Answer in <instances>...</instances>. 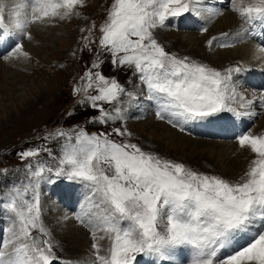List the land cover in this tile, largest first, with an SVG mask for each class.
Masks as SVG:
<instances>
[{"label": "snow or ice", "instance_id": "1", "mask_svg": "<svg viewBox=\"0 0 264 264\" xmlns=\"http://www.w3.org/2000/svg\"><path fill=\"white\" fill-rule=\"evenodd\" d=\"M78 6H83V0H0V47L15 35L31 39L27 32L30 25L79 16L75 11ZM230 10L243 22L241 33L264 36L257 30H264V0H231ZM186 13L209 21L223 15L219 9L206 6L205 0H113L100 26L99 45L111 53L114 66L132 67L139 74L148 98L157 105V119L180 118L174 127L221 113L249 115L232 106L237 97L239 109L252 104L232 84V74L243 68H229L222 74L189 61L187 56L171 55L157 43L153 31L170 17ZM241 33L237 35L244 42ZM217 39L209 40V46ZM255 52V59L264 66V45L257 44ZM118 53L123 55L118 57ZM16 56L28 54L21 43L13 41L3 59ZM85 77L89 81L86 88L103 85L97 87L98 95L86 97L99 110L98 122L124 119L121 108L115 107L113 114L97 102L119 104L125 89L100 72L94 76L86 72ZM79 91L73 89L74 94ZM260 100L264 105V92ZM113 131L118 136L129 135L118 128ZM55 135L68 136L64 132ZM236 142L254 154L236 182L163 160L136 144L117 143L108 134L87 135L82 130L74 144L64 146L58 167L48 171L57 179L86 182L98 197L93 205L97 212L77 217L92 233L94 264H139L140 257L148 258L146 264H184L185 260L187 264H264V135L246 132L237 136ZM37 154L30 150L22 157ZM6 207L16 221L7 230L8 236L0 239V264H53L57 259L53 243L32 234L38 230L48 235L40 223L39 194L34 192L28 202L17 191ZM97 233L109 239L106 254H101ZM182 249L190 250V258L179 251Z\"/></svg>", "mask_w": 264, "mask_h": 264}, {"label": "rangeland", "instance_id": "2", "mask_svg": "<svg viewBox=\"0 0 264 264\" xmlns=\"http://www.w3.org/2000/svg\"><path fill=\"white\" fill-rule=\"evenodd\" d=\"M112 2L113 0H83V6H78L75 10L79 12V16L73 15L65 20L56 19L47 23L30 25L27 32L31 34V36L29 35L31 39L22 38L20 35L13 36L12 41H20L23 51L28 54L27 57L16 56L5 60L3 56L11 51L13 45L9 42L5 44V50L0 48V66L2 65L7 69L12 68L7 73L8 75L0 74V212H7L8 218L14 223L16 221L15 214L11 213L6 207L11 197L19 191L23 194L24 201L31 202L34 192L38 193L41 209L40 223L46 228L48 235H42L38 230H33V233L38 232L44 240H50L53 243V252L57 258L53 261V264H71L67 262L69 260L67 257L70 256L66 247L67 242L58 239L60 233L65 230L59 227L58 219L60 217L70 219L71 215L62 208V205L56 199L54 201L49 200L51 195L46 194L45 191H48L50 185L67 186L69 183L74 184L76 181L79 184L75 183V185L80 189L83 198H86L87 204L98 202V197L94 195L86 182L69 180L66 177L57 179L48 171V169L58 167L64 146L68 143L74 144L75 137L81 130L87 135L108 134L109 139L121 144L127 143V139L133 136L131 142H129L136 144L147 153H152L163 160L181 163L198 173L219 176L228 181L232 180V182L238 181L243 176L248 164L254 158V154L248 149H242L245 150L244 155H242L237 142H224L205 138L204 128L201 125L205 127L206 122L208 123L207 120H202L201 123L200 120L195 121L196 123L193 122L192 129L189 130L191 137L213 141L217 144L219 142L228 143L229 147L232 148L234 145L237 149H232L224 155L225 153H222L220 145L218 147L200 146L190 139L176 137L172 133L156 128L158 126L153 122L156 120V116L153 113L152 116L146 115V112L149 111V108H157V105L148 98L147 88L142 84L139 74L132 67L114 66L111 53L102 49L99 45L100 26L105 23ZM225 13L221 15L222 19L220 18L214 26L212 25V28L210 27V31L205 36L169 32L167 23H169L170 18L166 21L164 27L154 30L153 35L157 43L166 49V52L172 53L181 59L187 56L189 61L207 65L222 74H227L226 70L231 68L234 63L233 60L228 59H234V57H227L226 52L239 57L240 46L222 51H211L209 50L210 46H204V40L211 36L212 32L214 34L222 33L220 30L226 29L223 20H226L228 16L233 18V24H237L233 14ZM183 17L188 21L185 16ZM210 22H214V19ZM31 28L32 32L30 33ZM177 40H181L183 44H186L181 45L182 48L175 47L174 43H177ZM232 43L234 44V42ZM233 51L236 55L232 54ZM120 55H123V53H118V57ZM20 60L23 61V64L20 63L21 66L19 65ZM94 64L99 65V67H93ZM86 72H91L93 76L96 72H100L109 81L115 79L125 89L126 94L125 96L124 94L121 95L119 104L97 102L105 111L113 114L115 107H122L124 119L108 121L105 124L98 122L96 118L100 115L99 110L93 108L86 97L98 95L97 87L103 85L94 84L92 88H86L89 82L88 78L85 77ZM236 77L232 74L233 85ZM74 88H79L80 91L74 94ZM128 94H131L134 99L130 98ZM240 95H243L246 100H252L255 105L261 104L260 99L257 101L256 96L246 98L244 93ZM238 99H236L234 106L239 110ZM128 100H130L129 104ZM126 102L125 108L123 105ZM142 104H148V106H145L149 108H146L145 111L142 109L144 112L139 111L135 115L134 111H136L137 105L141 106ZM260 107L261 116L252 119L254 123L248 131L252 135L264 133L260 131L263 126H260L259 129L260 118L264 115V106ZM250 108L257 109L248 106V112ZM232 116L226 117L230 120L225 122V127L228 122H234L235 116ZM244 116L246 117V115ZM150 119H153V121ZM168 119L175 120L176 118L169 117ZM243 120L242 118L241 122ZM216 127L213 126V134L219 131ZM117 128L126 131L129 135H116L113 129ZM234 128L226 129L225 131L228 130L226 136L233 135V137H237L243 133L244 126L236 124ZM57 132L67 133L68 136H56L55 133ZM69 137H71V140H69ZM30 150H36L38 154L32 157H22L23 152ZM237 150L239 151L235 153ZM197 157L204 160H199ZM40 169L44 171L36 176L35 173ZM41 192H43V195ZM49 214L50 218L46 219L47 223L44 218ZM1 224L2 220L0 219V226ZM67 224H69L70 230H72V227L75 228L71 225V220ZM73 232H76L75 229ZM66 237L68 236L66 235ZM88 245L86 247L90 248V244ZM108 247L109 239L106 235L105 251ZM80 249L82 250V247ZM93 257L95 256L90 255V258ZM80 261L79 264H90L85 259Z\"/></svg>", "mask_w": 264, "mask_h": 264}, {"label": "bare ground", "instance_id": "3", "mask_svg": "<svg viewBox=\"0 0 264 264\" xmlns=\"http://www.w3.org/2000/svg\"><path fill=\"white\" fill-rule=\"evenodd\" d=\"M217 1V0H216ZM217 2H219L220 5L222 4H225L226 0H218ZM216 7H220L218 5H216ZM221 16V15H220ZM196 17V16H195ZM222 19V18H221ZM232 17H227L226 20H223V23L226 24V29L225 30H220L221 32H225L227 31V29L229 28H232L233 26L237 25V24H233L232 23ZM198 21L200 22V20L198 19ZM222 21V20H221ZM236 22V21H235ZM221 28V27H220ZM224 28V27H223ZM54 31V30H53ZM29 32L31 33L32 32V28L29 30ZM241 32V30H240ZM40 34V33H39ZM212 34H214V32H212ZM31 36V34H29ZM236 37L237 40H240V36L237 35V33H234V35H231V38L232 37ZM245 38V37H244ZM263 38L264 36H259V37H256V39L258 40V43L257 44H261L263 43ZM42 41V40H41ZM11 42V44L13 45V41L12 39L9 41ZM15 42L17 43H20V41L16 40ZM260 42V43H259ZM41 43V42H40ZM235 43V42H234ZM175 44V47H180L181 45H184L186 43L183 44V42L181 40H177V43H174ZM243 45L240 46V50L241 52L239 53V57L236 55V53L233 51L232 54H235L236 56H233V55H230L229 53L230 52H226L227 53V57H234V59L238 58L239 60H243L245 61L246 63H250L252 65H254L257 61H260L258 59H255V55H256V52H255V46L257 45L255 43V38L252 37V39L250 41H247L246 39L244 40V43H242ZM38 46V44H37ZM40 47V46H39ZM1 50H5V45L3 47H0ZM3 48V49H2ZM41 48H44V47H41ZM182 48V47H180ZM179 48V49H180ZM36 49V48H35ZM45 49V48H44ZM204 49V48H203ZM236 50V49H235ZM185 51V50H184ZM44 52V51H43ZM224 53V52H223ZM225 55V53H224ZM226 57V58H227ZM222 58V57H221ZM224 59V58H223ZM234 59H228V60H233L235 61ZM222 60V59H220ZM226 60V59H225ZM21 61V60H20ZM23 61L19 62V65L20 63H22ZM14 65V64H13ZM7 66V65H6ZM21 66V65H20ZM264 67V66H263ZM20 68V67H19ZM12 68H5L3 67L2 65L0 66V74L1 75H8L7 73L11 70ZM14 69V68H13ZM11 74V73H10ZM3 77V76H2ZM258 77L256 78V81L253 79V77H251V82L249 81L247 85H249L250 88H254L257 84H258ZM259 97V96H258ZM238 99V98H237ZM148 100V99H147ZM246 100V99H245ZM250 100V99H249ZM129 101L128 100V104H129ZM259 101V100H258ZM151 102H153L155 104L154 101L151 100ZM238 102L240 103L239 99H238ZM261 102V100H260ZM139 103V102H138ZM150 103V102H149ZM239 103H238V107H239ZM126 103H124V107L126 108ZM148 106V104H142L141 106L137 105V108H136V111H134L135 115L141 111V112H144L145 109L147 108L146 106ZM156 105V104H155ZM154 106V105H152ZM264 106V105H262ZM122 108V107H121ZM133 108V107H132ZM149 108V107H148ZM147 108V109H148ZM135 109V107H134ZM142 109H144V111H142ZM146 109V110H147ZM151 110V111H150ZM240 111H247V109H239ZM249 110H252L251 108ZM129 111V110H128ZM153 111V112H152ZM156 112H157V108L153 107V109L149 108V111L146 112V115H151L152 116V113L153 115L156 116V120L153 121V119H150L152 120L153 122H155L157 124L158 127V130H161V131H164V132H169V133H172L173 135H175L176 137L177 136H180L181 137H184L186 139H190L191 141H193L194 143H198L200 146H206V147H218V145H220V148H221V151L224 155H226L227 153L230 152V150L232 149H237L234 145L233 147H229L228 146V143H223V142H219L218 144L217 143H214L213 141H208V140H205V139H195L193 137H191V135L189 134V130L192 129V124L193 122H189L187 124H183L182 126H178V127H174L172 124L173 123H179V119L178 117H176L175 120H172V123L169 122L170 119L168 118H165V119H157V115H156ZM127 113V112H126ZM132 113V112H131ZM249 113V112H248ZM133 114V113H132ZM141 114V113H140ZM254 113L253 112H250L249 115H246L243 116L242 118L244 119L242 122L244 123H249L248 126H252V124L254 123L253 120L255 119L254 117ZM127 117V116H126ZM125 117V118H126ZM167 117V116H166ZM253 119V120H252ZM205 120V119H204ZM208 121V123L206 122V125L205 127L201 125V127L204 128L203 130V133L205 134V138L207 139H211V140H218V141H223V138H227L228 136L227 135V131H225L226 129H229L231 126L230 123L228 122L225 127V122L226 121H229L230 119H227L226 117H221V116H213V117H209L206 119ZM205 120V121H206ZM202 120H200V123H201ZM240 122L239 120H236L235 122ZM261 122H263L261 124ZM196 123V122H195ZM219 123V125L217 126V124ZM241 124V123H240ZM239 124V125H240ZM261 124V125H260ZM236 125V124H235ZM231 126V129L234 128V126ZM213 126L218 128L217 130H219L218 132H215L213 134ZM260 126H263L262 129H260ZM154 127V126H153ZM200 127V128H201ZM225 127V128H224ZM152 128V127H151ZM155 129V128H154ZM259 129L260 131H263L264 132V115L262 118H260V121H259ZM199 130V128H198ZM235 131V128L233 129ZM232 130V132H233ZM245 130V129H244ZM244 130H243V133H244ZM231 131V130H230ZM198 132V131H197ZM172 135V136H173ZM221 135V138L219 137ZM229 135V134H228ZM240 135V134H239ZM179 138V137H178ZM179 138V139H180ZM201 138V137H200ZM180 142V141H179ZM216 142V141H215ZM231 142V141H230ZM233 143H236V141H234ZM227 145V146H226ZM238 148L240 149V151L242 152V155H244V151L245 150H242L239 146ZM214 149V148H213ZM239 150L235 151L238 152ZM221 153V152H220ZM234 153V152H233ZM249 155V153H248ZM246 157V155H245ZM199 158V160H204L203 158L201 157H197ZM48 187V186H47ZM46 194H50L51 197L49 198V200H57L58 203L60 205H62V208H64L65 211H68V213L71 215V218H64V217H60L58 220H59V227H61L62 229H65L63 230L61 233H60V236L58 237L59 240H63L65 241V243L67 242V245L66 247L68 248V251L70 253V256L67 257L69 260L67 261L68 263H71V264H79L81 261V259H85L89 262H91V260L93 259H90V255H92L93 253V249L90 251V248H87V246H89L88 244L91 245V242H90V237L92 235V233L89 231V228L81 223V221L79 219H77L78 216H81V215H84V214H87V217H91L92 216V213L94 212H97L98 209H96L93 205L96 203V202H92V203H89L87 204V200L86 198H83L82 196V193L80 191V189L75 185L73 184L72 182L69 183L67 186H60V185H50L49 186V189L48 191H45ZM43 200V199H42ZM48 206V205H47ZM50 206V205H49ZM44 207V206H43ZM46 208V207H45ZM51 214V213H50ZM50 214L48 216H46L44 219H48L50 218ZM61 214V213H59ZM64 214H66L64 212ZM62 215V214H61ZM68 215V214H66ZM63 216V215H62ZM11 217V216H10ZM86 217V218H87ZM0 219L2 220V224L0 226V239H3V238H6L8 236V229L11 228L14 223L13 221L8 218L7 216V212H3L1 211L0 212ZM72 221V226H74L75 228L72 227V230H70V227H69V224H67L69 221ZM47 221V220H46ZM45 221V222H46ZM48 223V221H47ZM52 226V225H51ZM53 228V227H52ZM75 229L76 232H73ZM51 230V229H50ZM59 231V230H58ZM87 235H85V234ZM101 235L100 236H104L106 237V234L104 233H100ZM53 235V234H52ZM66 235L68 237H66ZM97 235V243L99 244L100 248H101V254H104L106 251H105V238L104 239H99V237ZM92 243H93V239L91 240ZM80 247H82V250L80 249ZM84 248V249H83ZM182 254H185V251L182 249V250H179ZM86 255V256H84ZM185 255H187V257L189 258L188 254L186 253ZM94 256V255H92ZM94 260H95V257H93ZM139 259V264H146V261L148 258H145V257H140L138 258ZM187 260L184 261V264H187L186 262ZM93 262V261H92ZM82 264V263H81ZM94 264V262H93Z\"/></svg>", "mask_w": 264, "mask_h": 264}, {"label": "water", "instance_id": "4", "mask_svg": "<svg viewBox=\"0 0 264 264\" xmlns=\"http://www.w3.org/2000/svg\"><path fill=\"white\" fill-rule=\"evenodd\" d=\"M34 236H37V237H39L41 239V237L39 235H37V234H35Z\"/></svg>", "mask_w": 264, "mask_h": 264}]
</instances>
